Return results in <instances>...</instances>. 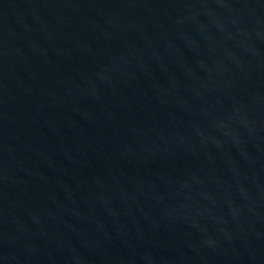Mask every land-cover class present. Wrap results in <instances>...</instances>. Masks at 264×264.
Wrapping results in <instances>:
<instances>
[{
	"label": "water",
	"instance_id": "95a60500",
	"mask_svg": "<svg viewBox=\"0 0 264 264\" xmlns=\"http://www.w3.org/2000/svg\"><path fill=\"white\" fill-rule=\"evenodd\" d=\"M0 264H264V0H0Z\"/></svg>",
	"mask_w": 264,
	"mask_h": 264
}]
</instances>
